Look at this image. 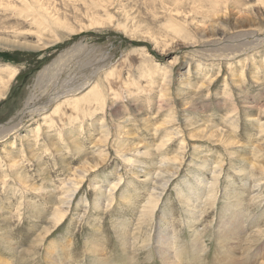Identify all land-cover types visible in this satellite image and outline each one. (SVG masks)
Masks as SVG:
<instances>
[{
  "label": "rangeland",
  "instance_id": "374dc122",
  "mask_svg": "<svg viewBox=\"0 0 264 264\" xmlns=\"http://www.w3.org/2000/svg\"><path fill=\"white\" fill-rule=\"evenodd\" d=\"M85 2L109 22L92 26L88 18L61 4L58 9L72 30L68 31L49 20L32 0H13L22 14L0 11V259L47 264L51 253L58 264H96L86 254V242L91 240L101 244V257L108 264H163L151 239L159 205L153 214L149 212L152 186L135 177L145 180L148 172L155 176L166 170L175 178L160 199L165 203L161 229L180 264L231 263L234 250L244 264L264 263V173L250 165L264 166V151L252 152L255 146L264 148V0H236L226 13H210L206 23L240 24L237 31L251 30L203 43L195 42L191 23L205 19L190 12V3L186 2L187 9L183 3L176 20L163 7L166 2H157L155 11L143 0H114V7ZM127 15L156 36H166L168 45H154L140 33L134 37L133 20L123 25ZM255 39L262 43L251 48ZM61 54L68 64L59 68L56 60ZM59 70L69 76L66 86L85 75L98 83L103 94L100 109L92 115H72L64 125L46 119L41 111L32 117L20 114L26 103L30 108L41 106V101L49 103L46 96L52 95ZM185 84L189 90L181 88ZM186 94L202 115L183 109L191 100L183 98ZM188 118L220 128L240 148L190 139L177 173L174 164L161 167L166 158L179 153L182 140L157 150L159 139L163 142L173 131L157 128L174 120L183 134L202 135L198 128L186 129ZM12 124L15 129L3 135L1 131ZM120 129L130 130L137 143L155 151L154 156H135V164L127 167L117 148L127 144L122 152H132L136 141L120 139L127 136ZM195 142L200 144L193 151ZM241 154L248 155L245 162L231 159ZM88 156L103 162L95 177L78 185V167ZM220 167L221 179L215 186L212 177ZM111 182L120 185L106 207ZM93 185L99 188L94 190ZM73 190L64 221L56 228L57 210ZM177 192L183 198L178 200ZM234 204L242 214L243 232L221 238L227 225L222 212L229 218L227 209ZM126 236L128 252L123 248ZM144 240L153 244L145 248Z\"/></svg>",
  "mask_w": 264,
  "mask_h": 264
},
{
  "label": "bare ground",
  "instance_id": "6f19581e",
  "mask_svg": "<svg viewBox=\"0 0 264 264\" xmlns=\"http://www.w3.org/2000/svg\"><path fill=\"white\" fill-rule=\"evenodd\" d=\"M19 1L25 2V0H19ZM32 2L35 3L42 11H44L46 13L45 15L47 16V18L49 20L55 21L58 25H61L62 28H65L68 31H72V30L69 29L68 27L66 28L65 24L67 21L64 19L66 21L64 24V21H63L62 15H61L62 14L61 9H58V5H61V4L64 5V7H66L67 9L72 11L73 13H76V14L80 13L81 15L88 18V20L92 26H96V25L101 26L102 24H107L109 22V20L106 21V20L101 19V17H99L96 14L94 8L91 5L87 4L85 2V0H32ZM143 2L152 11H155V6H156L155 4L157 2H160L161 4H164V2H166V6H163V7L165 8L166 12L169 13V16H171V18H173V19H176V18L179 19L180 15L182 14L181 13L182 11L180 12L179 8L183 5V3L185 4L186 9L189 8L187 6L190 3L191 4V6L189 8V9H191L190 12L192 14L199 13L200 17L205 19V21H203L204 23L203 22L198 23V24L193 23V22L191 23V30L193 32V36H194V39L196 40L195 41L196 43H203L206 41H211V40L218 38V37L224 38V37L236 34V33H241L244 31L251 30V29L245 28L244 31H241V30L237 31L238 30L237 27L240 25L238 22H237V24H239L238 26L237 25L233 26L234 24L229 25V24L223 23V24H220L219 26L215 25L216 27L209 22L206 23V21H209V18L211 17L210 13H214V15H215V13H218L219 11H223V10H224L223 12L226 13L227 10H230L234 5L235 6L237 5L236 0H143ZM186 2L188 3L187 5H186ZM92 3L95 7H97L99 5V3L105 5L106 7H110V6L114 7L115 2H114V0H92ZM203 3H205V6L203 5ZM8 10H11L15 15L22 14V11L19 10V8L14 5L13 0H0V11L6 12ZM129 11H131V10H129ZM248 11L250 12V10H248ZM246 12H247V10H246ZM230 13H231V11H230ZM228 14H229V12H228ZM188 15H190V14H187V16ZM132 17L129 15L125 16V20L123 22V25L125 24V26H126L128 21L133 20V27L131 28V34L134 37L136 35H140V34L143 36L145 35V38H148L154 45L156 44L157 46H159V44H161V43L165 44L168 42L166 36H156L149 29H144L142 27V25L137 24L138 20H135V19H133L134 17L133 18ZM244 21H245V18H244ZM29 22H31V21H29ZM184 22L187 23L186 21H184ZM249 22L252 23L251 20ZM187 25L190 26V24H187ZM249 28H252V27H249ZM257 40H259V39H257ZM257 40L255 41L256 43L254 42V44H252L250 46L251 48L252 47H258L259 45H261L262 42L260 43ZM8 44H10V43H8ZM167 45H168V43H167ZM68 53H70L71 55L72 54L74 55V53H72V52H68ZM66 58H64V54H61L57 58L56 64L59 65V68L65 67L66 64H68L67 63L68 60ZM72 75H71V77H72ZM181 76L184 77V75H181ZM68 77L69 76L66 75V73H64V71L59 70V76L55 77L53 79L54 80V82H53L54 88L51 90V91H53L52 95L50 94L51 98H49L50 97L49 92L46 96V99H48L47 102H49V103L45 102L46 104H43L44 102L41 101L42 102L41 106L35 107V108L34 107L30 108L28 103H26L25 108L23 110H21L20 114L23 115V114L28 113V114H30V117H32L33 115L35 116L36 114L39 115L40 114L39 112L41 111V113H42L41 115H43V113H45L44 115H46V119L51 120L54 123H59L60 125H64L65 123H67L66 120L68 118H69V120L72 118V115H75V116H81V114L83 116H85V115L87 116L89 114L92 115L93 110H95L97 108L100 109L101 106H99V105L101 103H103V94L101 93L100 85L98 83L94 84L93 79H91L89 76L85 75V76L79 77L80 80H78L76 82L74 81L71 84L66 86V83L68 82L67 81ZM59 80H61V81L59 82ZM0 83L2 84V82H0ZM62 84H65L66 87L65 88L61 87ZM92 84H94V85L91 86ZM181 88L185 89V90L190 89V87L187 86V84L183 85ZM84 91H86V92L84 94H82V96L76 97V96L80 95L81 93H83ZM48 95H49V97H48ZM187 95L188 94L184 95L183 98L187 99V100L188 99H191V100L188 103L189 106H185L183 109L184 110H187V109L191 110L192 109V110L196 111L198 114L201 113L200 115H202L203 111H199L197 109L196 105H194L193 97H189ZM38 104H40V103H38ZM49 106H50V109H47L46 107H49ZM80 108H81V110H80ZM82 109H85V110L82 111ZM80 112H81V114H80ZM87 113H89V114H87ZM117 117L119 118L118 115H117ZM76 120L79 122L81 121V119H79V118H77ZM173 122H174V120L167 121V123L165 125L157 128V132L160 130L166 131V130H168V128H172L173 131H171V130L168 131L169 132L168 137L163 142H162V139H159L160 144L156 145L155 147L157 150H160V151L164 150L165 148L170 149L173 146L175 140H178V139L182 140L179 144V153L176 154V156H174V157L166 158L167 163H165V164L163 163L161 165V167H165V166H169L170 164H174L175 168L173 170L176 171L175 173H177L180 170V166H181L180 162H183L185 160L184 159L185 155L182 151L185 148L186 140H190V139L196 140L198 138L200 140L201 138H203L205 140L212 141L213 143L216 142L219 146H223L224 149H226V148L227 149L240 148V146H241V145L233 142L232 138H230L226 132H224L220 128H216L215 126H213L211 124H205V122H198V121L193 122L189 118L185 119L186 129L197 130V128H198V131H199L198 133L202 132V135H200V134L194 135V134H190L189 131H188V134L186 132H185V134H183L181 132L180 126L178 124L173 123ZM97 124L101 125L102 122H98ZM118 124H122V122H119ZM15 126H16V124H12L11 126L4 128L1 132L3 133V135H5L6 133H10L15 129ZM2 127H4V126H2ZM78 131H79V135L82 136V130L79 129ZM150 132H152V128L150 129ZM119 133L127 135V136H124V138L120 137V139H124L127 141H130V140L136 141L135 146L132 148V152H129L128 150L127 151L129 153L122 152L124 149V147H122V146H124L125 144H123L122 146H119L117 148L118 155L124 160L127 167L128 166L130 167L131 163L135 164L136 161L132 160L135 156H147V158L152 157V155L154 156L155 151L150 149L149 147H147L145 144L141 143L142 141L141 142L139 141V143H137L138 137L136 135H133V133H131L130 130H121L120 129ZM37 134L40 135L39 129H37ZM104 134H105V136H107L106 132H104ZM198 144H200V143L195 142L194 144H191V148L193 151H196L195 146ZM204 144H209V143H204ZM94 146H97V145H94ZM125 146H127V144ZM99 150H100V153H102L104 151V149H101V147H99ZM253 151H264V148H262L260 146H255V148H253L252 152ZM231 159L236 160L238 162H241V161L245 162L248 159V155L241 154V155H239L237 157H233ZM102 162H103V159H97V158H93L91 156L86 157L84 159V161L82 162L81 166L78 167L79 172L76 173V175L77 174L80 175L79 176L80 179L78 180V183H79L78 185L82 184V179L90 178L93 176L95 177L97 172H98V169H99L98 166L101 165ZM136 165H138V164H136ZM250 165L253 167V170L261 171L262 173H264V166H262L261 164H257V165L256 164H250ZM143 167H145V166H143ZM15 169H16V167H13V166L11 167V170H15ZM171 173L172 172L165 170L162 172H158V173H156L155 176H153V174L148 172L147 173L148 178L145 180L143 178L138 177V176L135 178H137L140 181H147V182H149L148 184L152 186V190L150 191V195H149V198L147 201L149 212H151L153 214L155 211V208H157V206L159 205L158 217H157L158 222L156 220V223H157L156 233L154 234V239L151 238L154 241L153 246H154V249L156 251V255L158 257V260H160L163 264H180L177 261V258H176L177 255L172 254L174 251L172 252V246H170V244H169V237L166 234H164L162 232V229H161L162 225H163L162 220L165 217L164 213L162 212V209H163V206L165 203L160 202L161 201L160 199L163 198L164 191L167 188H169L172 185V182L174 181L175 176ZM239 175H241V174H239ZM222 177L224 179L225 174ZM212 178L214 179V185L217 186L218 183L220 182V179H221V167H220L218 172L214 173ZM226 180L229 181L228 175L226 176ZM119 185L120 184H117L116 182L110 183L109 188H111V190H109V192H108V195L110 198L107 200L108 202L106 203V207H108L112 204V201L114 199V197H113L114 192L118 189ZM98 188H99L98 185L97 186L93 185L94 190H96ZM74 193L75 192L73 190L69 194L67 201L65 202V206L59 207V210H57L58 211L57 215L54 217V220H53V224L56 225V228L63 223L64 216L67 213V210L69 209V204H70V202L74 196ZM176 196H178V200L180 198H183V195L181 192H177ZM223 196H224V194L223 195L221 194L219 196V198H223ZM161 205H162V207H161ZM227 212L231 213V216L229 218H225L224 217L225 215L222 212L223 218L226 219V221H227V225L224 226V228H222L223 230L220 231L221 234L219 233L221 238L224 236L227 237V233L229 235H232L233 231H237L238 234H241L243 232L242 229L244 228V227L242 228V226H241L242 225L241 224V215L242 214H240V209L238 208V206L236 204L229 206V208L227 209ZM128 242L129 241H128V238L126 236L125 242L123 244V248L125 249V252L126 251L128 252L127 249H131V248H129ZM135 242L137 243L136 240H135ZM87 243H89L88 244L89 245V251H87L86 254L91 256L92 259L95 262H97L98 264H108V263H106L107 260L105 261L101 257L100 249L98 248L99 247L98 245H101V244L98 243L97 241L91 242V240L87 241L86 245H87ZM143 244H144V247L146 248V245L153 244V243L150 241L146 242V240H144ZM231 255L235 259L231 263H228V261L227 262L224 261V264H244L243 262H241V258L237 257V251L236 250L232 251ZM54 256L56 257V255H54ZM54 256L51 253H47V259H46L47 264H58V262L54 258ZM0 264H12V263L7 261V260L0 259ZM218 264H221V263L218 262ZM262 264H264V263H262Z\"/></svg>",
  "mask_w": 264,
  "mask_h": 264
}]
</instances>
